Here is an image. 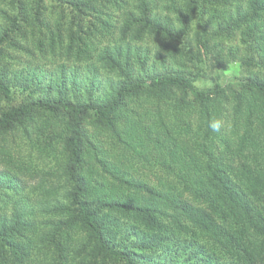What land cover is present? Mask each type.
I'll list each match as a JSON object with an SVG mask.
<instances>
[{
	"label": "trees",
	"instance_id": "obj_1",
	"mask_svg": "<svg viewBox=\"0 0 264 264\" xmlns=\"http://www.w3.org/2000/svg\"><path fill=\"white\" fill-rule=\"evenodd\" d=\"M0 264H264V0H0Z\"/></svg>",
	"mask_w": 264,
	"mask_h": 264
},
{
	"label": "rangeland",
	"instance_id": "obj_2",
	"mask_svg": "<svg viewBox=\"0 0 264 264\" xmlns=\"http://www.w3.org/2000/svg\"><path fill=\"white\" fill-rule=\"evenodd\" d=\"M4 4V3H2ZM152 48H161V41H157L154 40L153 42L148 43ZM153 45V46H152ZM20 56L17 59V62L15 63L14 69L15 72L14 73H18L20 78H23L25 80V78H27V82L28 85L26 86V88L32 87L31 86V82H37V80L35 79V76H33V72L36 71V74L39 73L38 70V66L37 65H33L31 63L30 58L25 55L24 52L20 51ZM240 63L238 64L237 62H235L234 64H231L227 67V69L222 70L219 74L221 75V80L222 81H226V82H232L234 81V78L238 77L240 75ZM169 67V66H168ZM43 68H45V66H43ZM169 68H173V67H169ZM46 69V68H45ZM158 70L159 72H163V70L161 71V68L158 66ZM204 73H205V77L201 80L197 82V86L201 87V86H209L213 84V79L214 76L217 75L218 72L215 71H210V68H205L204 69ZM18 78L17 80H15V84L17 86H20L16 89L13 90V92L16 93V99H20L22 98L21 93L23 92V88L21 87V79ZM26 83V84H27ZM33 89V88H32ZM34 89L35 86H34ZM17 103V102H16ZM140 176V175H139Z\"/></svg>",
	"mask_w": 264,
	"mask_h": 264
},
{
	"label": "clouds",
	"instance_id": "obj_3",
	"mask_svg": "<svg viewBox=\"0 0 264 264\" xmlns=\"http://www.w3.org/2000/svg\"><path fill=\"white\" fill-rule=\"evenodd\" d=\"M211 126H212V128H213L214 130H217V129L219 128V123H218V122L213 123Z\"/></svg>",
	"mask_w": 264,
	"mask_h": 264
}]
</instances>
